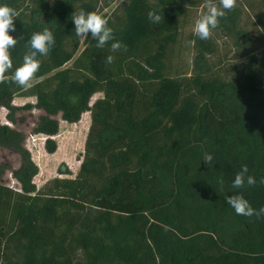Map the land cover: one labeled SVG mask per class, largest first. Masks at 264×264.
<instances>
[{
  "label": "trees",
  "instance_id": "trees-1",
  "mask_svg": "<svg viewBox=\"0 0 264 264\" xmlns=\"http://www.w3.org/2000/svg\"><path fill=\"white\" fill-rule=\"evenodd\" d=\"M99 1L0 0L17 13L9 34L18 40L0 83L10 123L0 122V148L20 160L17 168L0 163V180L9 171L19 186L0 182V264H264V215H237L226 202L239 192L254 209L264 207V53L238 71L216 72L207 61L210 38L194 34L190 70L170 74L182 10L205 0H125L120 13L100 14L126 46L117 52L112 41L97 48L90 34L76 35L73 11L97 12ZM149 10L163 19L150 22ZM45 26L55 46L38 57L31 87H21L11 76ZM15 96L36 101L14 105ZM33 108L31 133L45 136L48 153L56 149L57 116L76 123L90 113L74 177H62L69 171L60 165L58 176L33 182L38 167L15 126L26 120L18 112ZM242 165L257 183L234 190Z\"/></svg>",
  "mask_w": 264,
  "mask_h": 264
},
{
  "label": "rangeland",
  "instance_id": "rangeland-1",
  "mask_svg": "<svg viewBox=\"0 0 264 264\" xmlns=\"http://www.w3.org/2000/svg\"><path fill=\"white\" fill-rule=\"evenodd\" d=\"M125 0H108L98 2L97 13L108 14L112 9L120 7ZM218 2V0H217ZM116 7V8H115ZM206 12L205 2L201 5L186 6L179 17V29L177 40L170 44L168 49V58L166 59L167 71L170 74H184L190 70L197 48L194 45L193 26L195 21ZM233 14V20L229 17L220 19L219 26L212 30L211 52L207 54V61L213 70H222L224 66H232L234 70H240L245 59L251 54L258 58L264 53V0H236V7L227 13ZM199 39V38H198ZM201 39H199L200 41ZM83 44L80 43L75 56L81 51ZM71 62L66 64L70 65ZM102 93H96L92 96L90 102L101 97ZM35 97L15 96L12 103L14 105H23L25 103H35ZM5 108L0 109V122L7 123ZM25 116L26 120L16 124V128L22 130L26 136L25 147L29 150L31 158L38 167V173L34 176L33 182L36 187H40L48 179L58 176V167L64 165L69 171L62 177H74L78 171L79 164L84 151V142L87 134L90 113L85 112L76 123H68L60 119L59 131L53 136L56 143V149L53 153L45 150V136L31 133L33 122L39 111L30 109L18 112ZM8 162L13 168L20 164L19 156L14 152L0 148V163ZM2 183L18 188V183L7 171L2 179Z\"/></svg>",
  "mask_w": 264,
  "mask_h": 264
},
{
  "label": "clouds",
  "instance_id": "clouds-1",
  "mask_svg": "<svg viewBox=\"0 0 264 264\" xmlns=\"http://www.w3.org/2000/svg\"><path fill=\"white\" fill-rule=\"evenodd\" d=\"M236 7V0H205L206 12H204L194 23L193 32L201 40H207L212 35V30L219 26L221 18L226 17L227 13ZM16 11L6 5L0 4V83L6 80V73L13 68L10 49L14 48L18 42L17 38L10 35L15 32L16 27L14 18ZM150 22L158 24L163 17L153 10L147 12ZM77 36L91 35L96 40V47L103 48L110 41L111 51L117 52L126 50L120 41L115 40L113 29L108 26V21L95 11H85L83 8L73 11L71 16ZM42 22V20H41ZM55 46V37L49 27L45 26L41 31L34 32L28 41L26 48L29 50L24 54L22 63L15 68L11 80L21 87H31V81L39 72L41 60L38 57L47 56ZM114 56L106 58L107 63H112ZM208 165L212 163V156L205 153L204 159ZM247 165H242L239 172L235 174L231 187L240 190L257 183L256 177L248 175ZM260 183L264 184V179ZM218 184L223 191L224 181L218 180ZM226 202L230 205L237 215L245 217H260L264 215V207L254 209L249 201L239 192L226 196Z\"/></svg>",
  "mask_w": 264,
  "mask_h": 264
},
{
  "label": "crops",
  "instance_id": "crops-1",
  "mask_svg": "<svg viewBox=\"0 0 264 264\" xmlns=\"http://www.w3.org/2000/svg\"><path fill=\"white\" fill-rule=\"evenodd\" d=\"M201 5V4H200Z\"/></svg>",
  "mask_w": 264,
  "mask_h": 264
}]
</instances>
